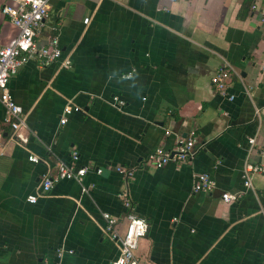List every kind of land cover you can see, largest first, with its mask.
I'll use <instances>...</instances> for the list:
<instances>
[{"label": "crops", "instance_id": "obj_1", "mask_svg": "<svg viewBox=\"0 0 264 264\" xmlns=\"http://www.w3.org/2000/svg\"><path fill=\"white\" fill-rule=\"evenodd\" d=\"M15 2L0 0V47L18 35L2 14ZM254 3L263 0H50L39 43L58 36L73 67L33 59L10 79L27 144L12 138L0 102V264H54L60 248L74 251L63 264H111L121 247L103 213L118 217L123 232L121 193L149 224L140 264H264V175H251L238 202L221 198L244 188L246 164L264 167V22ZM229 28L243 31L239 43L226 41ZM221 68L233 101L211 82ZM68 104L82 111L62 125ZM191 131L199 149L191 161L144 164ZM74 151L77 165L90 167L83 183L60 181L29 203ZM200 173L217 188L194 192Z\"/></svg>", "mask_w": 264, "mask_h": 264}, {"label": "built area", "instance_id": "obj_2", "mask_svg": "<svg viewBox=\"0 0 264 264\" xmlns=\"http://www.w3.org/2000/svg\"><path fill=\"white\" fill-rule=\"evenodd\" d=\"M49 8L50 0H17L15 3L5 4L2 7V14L10 19L19 32L12 43L0 47V102L5 109L4 122L11 129L12 138L21 144H27L29 141V137L25 132L27 121L22 107L16 103L10 92V79L17 74L22 66L33 59L37 60L43 67H49L60 61L64 68L69 69L73 67L71 59H62L63 51L58 36L50 37L44 44L39 43V37L49 16ZM252 8L261 12L262 21L264 22V0L262 5L254 3ZM84 22L88 23L89 19H85ZM261 70L264 73V64L261 66ZM129 74H133V70L124 77H127ZM230 76L229 70L221 68L212 76L211 82L222 97L233 101L235 96L229 94L228 91ZM119 104L122 106L124 102L120 100ZM73 111H82V109L72 104L66 105L60 120L62 125L68 122V116ZM3 132V129L0 127V146L2 144ZM166 134L170 135L171 132L166 131ZM196 141L195 131H191L186 137L177 136L173 147L158 146L146 156L144 164L155 168H163L170 163L176 165L187 163L198 153L199 149L196 146ZM249 143L253 146L255 139H250ZM262 154L264 155V152ZM29 159L34 163L40 162V158L36 155L30 156ZM78 160L79 153L74 151L72 153V162L70 164L61 162L58 164L56 172L46 174L42 179L39 193L29 195L27 201L31 204H36L41 195L49 194L54 185L63 180H73L83 183V179L90 170V167L77 165ZM117 170L129 177L132 176V170L126 167L120 166L117 167ZM253 173L264 175V167L246 164L243 173L244 188L235 192L222 193L221 198L223 202L233 203L243 198L246 190L252 187L251 175ZM216 188L217 183L209 174L200 173L195 175L194 192L208 193ZM87 190V188H83L84 192ZM120 197L126 210L123 232H120L118 229L120 222L118 217L109 212L103 213L107 234L118 242L121 247L119 256L111 264H140L137 258V251L141 240L148 233L149 224L145 218L140 217L136 213L135 206L130 197L125 193H121ZM65 253L72 254L74 251L65 250L64 248L58 249V261L54 264H63L62 258Z\"/></svg>", "mask_w": 264, "mask_h": 264}, {"label": "water", "instance_id": "obj_3", "mask_svg": "<svg viewBox=\"0 0 264 264\" xmlns=\"http://www.w3.org/2000/svg\"><path fill=\"white\" fill-rule=\"evenodd\" d=\"M243 31L239 29L229 28L226 33V41L239 43L242 39Z\"/></svg>", "mask_w": 264, "mask_h": 264}, {"label": "clouds", "instance_id": "obj_4", "mask_svg": "<svg viewBox=\"0 0 264 264\" xmlns=\"http://www.w3.org/2000/svg\"><path fill=\"white\" fill-rule=\"evenodd\" d=\"M133 73H134V70H133ZM125 79L133 80L134 79V75L133 74H129L127 77H125Z\"/></svg>", "mask_w": 264, "mask_h": 264}]
</instances>
